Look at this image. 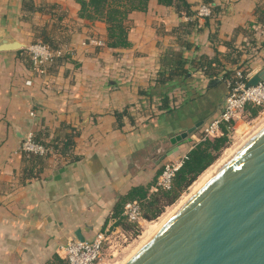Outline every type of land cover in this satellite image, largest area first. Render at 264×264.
Wrapping results in <instances>:
<instances>
[{"label": "crops", "instance_id": "obj_1", "mask_svg": "<svg viewBox=\"0 0 264 264\" xmlns=\"http://www.w3.org/2000/svg\"><path fill=\"white\" fill-rule=\"evenodd\" d=\"M188 1L194 15L209 3L213 16L187 21L176 7L150 0L126 21L128 46L98 48L81 43L106 40L107 25L80 17L76 0H0V42L26 45L0 51V264H46L61 258L59 246L77 231L91 239L104 230L133 188L149 193L163 162L192 144L168 155L170 139L223 108V69L245 60L255 73L264 68V0ZM40 40L67 42L74 54L38 76L27 46ZM172 50L190 63L218 59L221 74L213 81L198 73L190 85L197 98L160 111L159 97L143 92L160 89L153 81ZM29 133L54 153L20 151ZM67 138L72 144L63 149Z\"/></svg>", "mask_w": 264, "mask_h": 264}, {"label": "water", "instance_id": "obj_2", "mask_svg": "<svg viewBox=\"0 0 264 264\" xmlns=\"http://www.w3.org/2000/svg\"><path fill=\"white\" fill-rule=\"evenodd\" d=\"M25 46L6 37L0 51ZM260 81L264 68L248 85ZM210 118L172 137L168 155L178 151L180 143L191 141ZM76 235L85 240L80 231ZM123 264H264V124Z\"/></svg>", "mask_w": 264, "mask_h": 264}, {"label": "trees", "instance_id": "obj_3", "mask_svg": "<svg viewBox=\"0 0 264 264\" xmlns=\"http://www.w3.org/2000/svg\"><path fill=\"white\" fill-rule=\"evenodd\" d=\"M76 1L81 5L80 17L91 21H102L107 25L106 43L109 47H126L130 44L126 21L132 12L146 11L150 2V0ZM157 2L166 7L174 6L181 14L184 13L190 17L194 16V11L192 10L191 4L188 0H157ZM212 9L214 14V8L212 7ZM195 24L196 23L194 22H189L188 26L191 25L195 27ZM185 27H183V30ZM46 41L48 40H45V42ZM48 43L51 44L50 41ZM186 47L189 48L188 44ZM189 63V59L185 57L184 52L181 50H172L171 52L166 53L163 57L162 69L153 81V84L160 89L156 90L155 88L154 91L149 89L143 92V94L148 96L150 99H153V97L157 98L156 96L159 97V99H157L160 111H177L183 106L185 107L191 98L192 100L197 98V95L193 94V91L190 90V85L192 84V78L197 76L198 73L213 81H216V78H218H213V76H219V74H221L219 71L221 63L218 59L211 61L200 60L194 63L191 62V69H188L187 67ZM237 63L238 62H234V64H236V69L240 68L243 70L248 69L249 66L252 65L251 61L248 60L242 61L239 64ZM233 69L235 68L223 69V73L221 74V83L224 82L227 84V82L233 81L235 72ZM193 88H195V86ZM176 89L179 91L176 92ZM226 91L228 92V89ZM190 92H192L193 95H191V97ZM129 111L130 109L128 107L123 112L124 116L127 115ZM249 112L251 116H255L259 112V108L249 107ZM123 113H121V116ZM228 126L229 123H225L222 126L225 133L223 136L213 140L204 139L194 145L189 152L188 159L185 160L182 168L178 171L170 190L149 194L147 188L141 186L135 187L127 195L126 199L128 200L126 202L137 199L141 202L144 216L147 219L150 220L158 217L162 211V207L176 202L182 193L192 184V182H194L216 161L221 150L229 141V137L227 135ZM35 140L40 142V140L36 139V137ZM45 144H47V142H45ZM71 144L72 141L70 138H67L62 145L64 147L63 149L68 148ZM55 146L58 147V143H56L54 147ZM165 161L162 164V168ZM115 218L117 219V223L123 225L126 229L133 228V225L128 223L124 219L123 215H117ZM63 260L59 257H55L54 261H49L46 264H67L66 261Z\"/></svg>", "mask_w": 264, "mask_h": 264}, {"label": "built area", "instance_id": "obj_4", "mask_svg": "<svg viewBox=\"0 0 264 264\" xmlns=\"http://www.w3.org/2000/svg\"><path fill=\"white\" fill-rule=\"evenodd\" d=\"M213 16V9L209 3H201L193 17L184 15L187 21L193 18H208ZM85 46L103 48L107 46L106 40L98 36L86 38L81 43ZM30 55L32 70L38 76L48 73V69L58 61H63L73 56L74 47L67 42L50 44L45 41H36L27 46ZM256 69L249 66L248 69H236L233 81L227 82L228 92L224 106L202 126L198 133L192 136V144L189 151L183 154L170 156L164 163L162 171L156 181L150 186L149 194L170 190L178 171L189 157L190 150L201 140H213L223 136L222 126L229 123L228 137L231 140V131L236 130L237 125L248 119L251 114L249 107L259 108L264 111V81L255 85H248V81L255 74ZM29 84L31 80L27 81ZM20 151L28 154L47 156L54 153V148L35 140L34 134L29 133L21 146ZM124 219L133 225L132 229H126L117 223L114 218L104 230L99 231L91 239L79 240L70 238L59 246L57 252L67 264H107L112 258L122 256L126 247L134 237L140 236L144 223L148 222L142 210V204L134 199L125 203L122 213ZM125 248V249H124ZM120 251H122L120 253ZM120 254V255H119ZM122 254V255H121Z\"/></svg>", "mask_w": 264, "mask_h": 264}, {"label": "rangeland", "instance_id": "obj_5", "mask_svg": "<svg viewBox=\"0 0 264 264\" xmlns=\"http://www.w3.org/2000/svg\"><path fill=\"white\" fill-rule=\"evenodd\" d=\"M263 124H264V111L262 110L258 112L255 116H250L248 119L241 121L237 125L236 130L231 131L230 143L228 141L226 146L221 150L216 161L208 169H206L194 182H192V184L182 193V195L179 197V199L176 202L170 205H165L164 207H162V211L160 212L158 217L154 219H150L148 222L144 223V227L141 229L140 236L134 237L131 240L130 244L126 247V249L124 248L125 252L120 251V253L122 252V254L124 255L121 254L122 256H118L117 258H112L111 260L107 261V264H123L129 258V256L133 252H135L141 246V244H143L148 239V237L152 235L154 231L158 229V227H160V225H162V223H164L162 218L167 215L168 217L169 215L171 216L172 213L175 211V208L178 207L180 201L187 198L189 194H191L194 190H196L195 187H197L198 184H201L204 181L203 179H206L207 176L210 175V173L212 174L210 170H213L214 172L219 167L217 166V164L219 163L218 165H221L222 163L220 164V161L222 160L223 162V160H225L223 158L227 159V156L229 154L230 155L233 154L232 152L236 151L254 133V131L260 128ZM186 195L187 197H185ZM154 225H158V226L155 227ZM150 227L152 229L154 228L153 232H151L152 230Z\"/></svg>", "mask_w": 264, "mask_h": 264}, {"label": "bare ground", "instance_id": "obj_6", "mask_svg": "<svg viewBox=\"0 0 264 264\" xmlns=\"http://www.w3.org/2000/svg\"><path fill=\"white\" fill-rule=\"evenodd\" d=\"M254 132H255V131H254ZM227 152H228V151H227ZM234 152H235V151H234ZM234 152H232V153H234ZM230 153H231V152H230ZM229 155H230V154H229ZM229 155H228V156H229ZM228 156H227V158H228ZM223 159L226 160V158H223ZM225 160H223V162H224ZM223 162H222V160H221V161H220V164L223 163ZM218 164H219V163H218ZM218 164H217V166H220V165H218ZM215 168H217V167H215ZM215 168H214V169H215ZM210 172L213 173V170H210ZM210 174H211V173H210ZM207 175H208V174H207ZM208 176H209V175H208ZM208 176H207V177H208ZM205 178H206V176H205ZM203 180H205V179H203ZM200 183H201V182H200ZM198 185H200V184H198ZM198 185H197V187H198ZM197 187H195V188H197ZM195 188H194V189H195ZM194 191H195V190H194ZM194 191H193V192H194ZM193 192H192V193H193ZM192 193H191V194H192ZM191 194H189V196H190ZM189 196H188V197H189ZM185 197H187V195H186ZM188 197H187V198H188ZM187 198H185L184 200H181L180 203L178 204V207H179V206H180V205H181V204H182ZM178 207H177V208H178ZM177 208H175V210H176ZM171 211H172V210H171ZM169 217H170V215H169ZM169 217H168V215H167V216H164V217L162 218L163 222H165V220H167ZM160 222H162V221H160ZM162 224H163V223H162ZM154 226L156 227V226H158V225H154ZM160 226H161V225H160ZM150 228H151V227H150ZM158 228H159V227H158ZM153 229H154V228H153ZM153 229L151 228V230H152L151 232H153ZM155 229H156V228H155ZM156 230H157V229H156ZM156 230H155V231H156ZM155 231H154V232H155ZM150 236H151V235H150ZM150 236H149V237H150ZM149 237H148V238H149ZM141 245H142V244H141Z\"/></svg>", "mask_w": 264, "mask_h": 264}]
</instances>
